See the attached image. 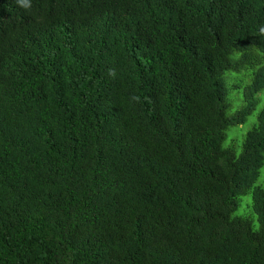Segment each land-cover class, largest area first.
<instances>
[{
    "label": "trees",
    "instance_id": "16d2710c",
    "mask_svg": "<svg viewBox=\"0 0 264 264\" xmlns=\"http://www.w3.org/2000/svg\"><path fill=\"white\" fill-rule=\"evenodd\" d=\"M263 55L264 0H0V264H264Z\"/></svg>",
    "mask_w": 264,
    "mask_h": 264
},
{
    "label": "rangeland",
    "instance_id": "374dc122",
    "mask_svg": "<svg viewBox=\"0 0 264 264\" xmlns=\"http://www.w3.org/2000/svg\"><path fill=\"white\" fill-rule=\"evenodd\" d=\"M262 63L264 65V55ZM256 68V67H254ZM254 68L249 71L241 70L240 72L227 71L223 75L224 83L226 85V115L230 116L235 111L239 110L244 102L242 97V86L251 81L252 72ZM234 85H240L241 88ZM256 105L252 112L247 116L246 120L241 124L229 125L225 129V138L223 146L232 149L236 155L241 152V145L248 130H250L257 123L258 112L264 105V87L255 95ZM264 190V162L260 168L259 175L254 183ZM252 197L250 192L240 195L238 197V205L233 212V216L245 217L257 226L256 216L251 208Z\"/></svg>",
    "mask_w": 264,
    "mask_h": 264
}]
</instances>
